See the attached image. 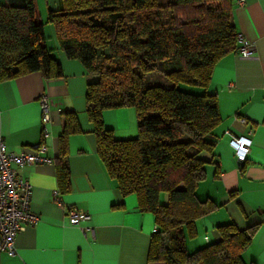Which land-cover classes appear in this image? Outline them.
I'll return each mask as SVG.
<instances>
[{"label": "trees", "instance_id": "1", "mask_svg": "<svg viewBox=\"0 0 264 264\" xmlns=\"http://www.w3.org/2000/svg\"><path fill=\"white\" fill-rule=\"evenodd\" d=\"M46 25L64 56L94 79L85 101L98 160L122 197L134 196L139 212L154 218L148 262L243 264L257 227H219L220 241L192 255L184 237L194 236L195 222L215 207L195 193L205 177L198 155L212 150L206 137L220 123L207 87L216 63L237 48L231 1L60 0L43 23L34 0H0V82L34 72L62 77L44 45ZM122 108L136 111L134 139L116 140L104 125L105 111ZM80 132L75 115L65 114L55 162L62 196L70 191L68 137Z\"/></svg>", "mask_w": 264, "mask_h": 264}, {"label": "crops", "instance_id": "2", "mask_svg": "<svg viewBox=\"0 0 264 264\" xmlns=\"http://www.w3.org/2000/svg\"><path fill=\"white\" fill-rule=\"evenodd\" d=\"M230 1L236 33L252 46L254 56L243 59L233 52L212 70L207 93L216 97L220 123L206 137L212 150L198 155L205 177L195 194L199 201L215 207L195 222L194 236L184 232L185 248L192 255L219 242L218 228L222 226L233 225L238 231L257 227L241 260L243 264H264V0H244L242 7ZM59 8L60 0H47V10ZM37 16L45 22L46 15ZM46 26L44 45L60 64L62 77L46 80L34 72L0 82V141L16 155L33 152L42 142L39 99L46 96L51 103L50 122L43 142L52 161L12 166L32 188L30 208L39 221L18 235L15 256L0 252V264H162L147 260L156 232L153 216L139 212L134 196L122 197L117 182L108 177L98 160L85 101L87 86L94 79L78 61L64 56L53 27ZM183 89L202 93L196 88ZM70 113L81 132L68 137L70 191L62 196L59 207L52 198L58 190L55 162L60 160L63 116ZM103 122L116 140L138 135L133 108L107 110ZM231 137L250 141L244 162L236 160ZM166 198L160 195V203L165 204ZM69 211L88 219L71 225Z\"/></svg>", "mask_w": 264, "mask_h": 264}, {"label": "built area", "instance_id": "3", "mask_svg": "<svg viewBox=\"0 0 264 264\" xmlns=\"http://www.w3.org/2000/svg\"><path fill=\"white\" fill-rule=\"evenodd\" d=\"M235 5L242 7L244 0H235ZM243 59L252 58L254 50L241 36L237 35V48L234 51ZM50 101L46 96L39 99L40 125L42 129V142L33 147L31 153L16 155L9 152L5 144L0 141V252L10 257L16 255V240L18 235L27 227L37 225L39 219L30 208L32 188L18 176L13 165L19 168L32 165L51 164L46 156L47 148L43 140L47 137V124L50 122ZM230 147L238 162H244L250 148V141L231 137ZM53 201L61 207L62 195L59 190L52 193ZM69 223L79 225L88 219V216L76 211H69Z\"/></svg>", "mask_w": 264, "mask_h": 264}, {"label": "rangeland", "instance_id": "4", "mask_svg": "<svg viewBox=\"0 0 264 264\" xmlns=\"http://www.w3.org/2000/svg\"><path fill=\"white\" fill-rule=\"evenodd\" d=\"M34 1H35L36 14L37 15H47V0H34ZM166 1L167 0H163V3H166ZM40 22H42V21L40 20ZM48 26H50V25H47L46 27H48ZM47 29H49V28H47ZM49 34H50V30H49Z\"/></svg>", "mask_w": 264, "mask_h": 264}]
</instances>
